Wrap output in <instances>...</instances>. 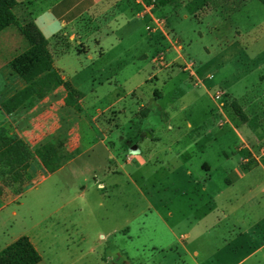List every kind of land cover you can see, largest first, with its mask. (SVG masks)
Wrapping results in <instances>:
<instances>
[{
  "label": "rangeland",
  "instance_id": "rangeland-1",
  "mask_svg": "<svg viewBox=\"0 0 264 264\" xmlns=\"http://www.w3.org/2000/svg\"><path fill=\"white\" fill-rule=\"evenodd\" d=\"M166 5L119 0L49 42L80 112L60 89L4 113L25 46L0 33V150L21 139L34 154L21 193L0 182V251L26 236L39 264H264V7ZM144 7L164 23L155 48Z\"/></svg>",
  "mask_w": 264,
  "mask_h": 264
},
{
  "label": "trees",
  "instance_id": "trees-1",
  "mask_svg": "<svg viewBox=\"0 0 264 264\" xmlns=\"http://www.w3.org/2000/svg\"><path fill=\"white\" fill-rule=\"evenodd\" d=\"M172 0H160L161 6ZM264 7V0H257ZM16 0H0V33L8 28H15L24 42V49L9 60L10 71L16 75L23 86L10 98L1 103L4 113L11 114L20 110H31L52 92L63 88L66 97L77 112H80L81 95L64 82L53 66V57L49 42L42 36L33 23L21 25L13 10ZM55 38V37H54ZM230 108L241 123H247L248 117L236 102H230ZM147 117V108L141 111ZM34 154L29 146L17 139L0 150V182L2 185L18 186L20 193L31 179L29 173ZM42 258L31 241L22 236L0 251V264H39Z\"/></svg>",
  "mask_w": 264,
  "mask_h": 264
},
{
  "label": "crops",
  "instance_id": "crops-1",
  "mask_svg": "<svg viewBox=\"0 0 264 264\" xmlns=\"http://www.w3.org/2000/svg\"><path fill=\"white\" fill-rule=\"evenodd\" d=\"M116 1L119 0H16V7L14 8L13 13L21 25L33 23L40 31L42 36L48 42H50L54 39L55 36L60 33H64L68 27L80 22L81 20H84L85 18L90 17L92 15L106 12L112 5H114V3H116ZM152 1L155 3H159L160 0ZM177 1L179 3H184L187 0H175V2ZM166 6H161L160 9L157 10L158 13L166 12L168 10ZM183 8H185V6H180V9ZM122 12L123 11L120 10L118 12V16L115 17L114 21H110V23L115 22L116 19L122 15ZM135 19L136 22L140 24L145 31L144 39L147 45L152 48L157 47L159 39L157 33H153L155 32V28L153 27V32H149L147 30V27L153 26V22L150 21L149 9L143 12V15L137 14L135 16ZM110 23L106 22L104 25H102L100 30L106 28ZM99 32H97L96 34H98ZM96 43L98 44V42ZM144 58H146L144 54H141L139 57V59ZM53 66L59 72L62 80L64 82H67L64 79L63 74L61 73V69L56 66V62L54 60ZM60 89L63 88H59L52 93H55ZM80 101L81 98L79 102Z\"/></svg>",
  "mask_w": 264,
  "mask_h": 264
},
{
  "label": "built area",
  "instance_id": "built-area-1",
  "mask_svg": "<svg viewBox=\"0 0 264 264\" xmlns=\"http://www.w3.org/2000/svg\"><path fill=\"white\" fill-rule=\"evenodd\" d=\"M138 2H144L145 0H137ZM148 9L147 8H143V12H145V11H147ZM153 21V23H155L158 27H160L161 28V30H162V26L164 25V23L163 22H157V21H155L154 19L152 20ZM150 28L149 27H147V30H149ZM164 36H166V35H164Z\"/></svg>",
  "mask_w": 264,
  "mask_h": 264
}]
</instances>
